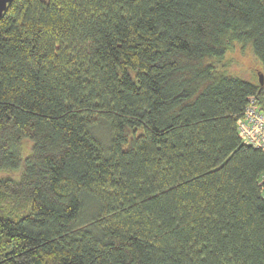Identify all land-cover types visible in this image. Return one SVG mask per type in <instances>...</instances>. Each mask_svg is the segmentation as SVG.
<instances>
[{
	"label": "trees",
	"instance_id": "16d2710c",
	"mask_svg": "<svg viewBox=\"0 0 264 264\" xmlns=\"http://www.w3.org/2000/svg\"><path fill=\"white\" fill-rule=\"evenodd\" d=\"M237 44L256 80L225 63ZM251 98L264 0H10L0 264H264Z\"/></svg>",
	"mask_w": 264,
	"mask_h": 264
},
{
	"label": "built area",
	"instance_id": "2783aa9c",
	"mask_svg": "<svg viewBox=\"0 0 264 264\" xmlns=\"http://www.w3.org/2000/svg\"><path fill=\"white\" fill-rule=\"evenodd\" d=\"M248 103L237 121V132L242 141L264 153V107Z\"/></svg>",
	"mask_w": 264,
	"mask_h": 264
},
{
	"label": "rangeland",
	"instance_id": "374dc122",
	"mask_svg": "<svg viewBox=\"0 0 264 264\" xmlns=\"http://www.w3.org/2000/svg\"><path fill=\"white\" fill-rule=\"evenodd\" d=\"M224 61L228 64L231 72L250 80H256L257 74L261 70V64L250 49L243 45H233L226 53Z\"/></svg>",
	"mask_w": 264,
	"mask_h": 264
},
{
	"label": "water",
	"instance_id": "95a60500",
	"mask_svg": "<svg viewBox=\"0 0 264 264\" xmlns=\"http://www.w3.org/2000/svg\"><path fill=\"white\" fill-rule=\"evenodd\" d=\"M10 0H0V16L3 13V11L6 9L7 3Z\"/></svg>",
	"mask_w": 264,
	"mask_h": 264
}]
</instances>
